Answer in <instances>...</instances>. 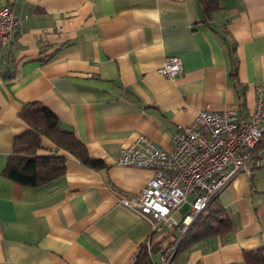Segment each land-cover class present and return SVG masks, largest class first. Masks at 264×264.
Instances as JSON below:
<instances>
[{
	"label": "crops",
	"instance_id": "crops-1",
	"mask_svg": "<svg viewBox=\"0 0 264 264\" xmlns=\"http://www.w3.org/2000/svg\"><path fill=\"white\" fill-rule=\"evenodd\" d=\"M3 6L21 24L13 43L0 47V264H133L143 243L163 240L152 254L158 263L180 234L154 233L121 205L152 171L119 165V153L139 134L171 151L179 125L201 109L239 106L251 115L264 83V0H222L208 18L199 0ZM170 56L183 61L174 78L158 70ZM33 102L53 110L104 165L84 164L44 136L39 153L65 156V172L39 186L6 177L15 137L29 129L20 113ZM258 150L263 165L236 175L217 198L232 229L171 264H243L246 251L264 247V137Z\"/></svg>",
	"mask_w": 264,
	"mask_h": 264
},
{
	"label": "built area",
	"instance_id": "built-area-1",
	"mask_svg": "<svg viewBox=\"0 0 264 264\" xmlns=\"http://www.w3.org/2000/svg\"><path fill=\"white\" fill-rule=\"evenodd\" d=\"M20 24L11 7H0V47L13 43ZM158 70L174 78L183 70V61L167 57ZM239 111V106L199 110L192 122L179 125L171 151L144 134L120 151L119 165L152 171L137 195L120 198L121 205L146 219L154 233L167 227L180 234L156 264H170L192 225L236 175L251 174L263 165L258 145L264 136V83L257 89L251 115L243 117ZM187 203L189 209L183 212Z\"/></svg>",
	"mask_w": 264,
	"mask_h": 264
},
{
	"label": "trees",
	"instance_id": "trees-1",
	"mask_svg": "<svg viewBox=\"0 0 264 264\" xmlns=\"http://www.w3.org/2000/svg\"><path fill=\"white\" fill-rule=\"evenodd\" d=\"M221 1L199 0L204 17H211L215 11L221 8ZM20 116L28 124L29 129L15 137L13 152L4 170L5 176L9 179L24 186H39L65 172V156L56 153H39L43 148L42 138L44 136L49 137L57 147L69 151L84 164L94 167L104 165L102 160L90 156L86 145L74 131L65 127L57 114L46 105L37 102L27 104ZM232 226V219L228 217L218 200H214L181 240L172 260L179 254L189 252L198 241L216 234L228 233ZM162 242L163 240L152 247L143 243L133 264H156L152 254L156 248H160ZM173 242L167 243L163 248ZM243 264H264V247L246 251Z\"/></svg>",
	"mask_w": 264,
	"mask_h": 264
},
{
	"label": "rangeland",
	"instance_id": "rangeland-1",
	"mask_svg": "<svg viewBox=\"0 0 264 264\" xmlns=\"http://www.w3.org/2000/svg\"><path fill=\"white\" fill-rule=\"evenodd\" d=\"M187 210H188V209H186V208H183V209H182L183 212H186Z\"/></svg>",
	"mask_w": 264,
	"mask_h": 264
}]
</instances>
